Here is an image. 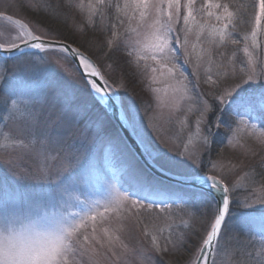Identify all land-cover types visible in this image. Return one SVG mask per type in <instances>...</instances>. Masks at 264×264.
Segmentation results:
<instances>
[{"label":"snow or ice","instance_id":"snow-or-ice-1","mask_svg":"<svg viewBox=\"0 0 264 264\" xmlns=\"http://www.w3.org/2000/svg\"><path fill=\"white\" fill-rule=\"evenodd\" d=\"M20 6L32 7V0H28L27 5ZM74 6L81 12L87 10L88 16L93 18V27L98 21L104 25V31L111 28L112 38L106 42L109 48L121 36L117 29H125L123 35L127 36L125 46L128 48V55L138 60L152 59L155 66H146L145 71L150 69L153 73L152 81H160L164 85V91L172 93L170 100L173 106L178 105L188 92L187 85L183 83L186 77L176 63L180 50H183L185 63L193 64V75L198 82L204 64L213 65L217 71L205 69L204 78L205 83L215 89L208 93L214 103L201 100L202 106L197 109L199 115L196 120V135L201 137L204 144L211 143V126L206 120L208 113H219L215 120L217 127L225 123L224 117L227 116L236 125L235 129L229 127V131L236 133L250 127L252 135H256L255 121H259L261 131L257 143L260 150L264 151V67L257 72L259 65L255 51L260 47L257 36L264 35V0L251 2V11L248 13L251 31H246L243 35L247 67L238 70L234 61L224 58V53L219 51L227 44L241 43L233 35L236 29L234 17L240 9L230 11L234 7L232 3L204 0L197 8L196 0H88L87 3L79 0ZM241 7L248 12L249 5ZM197 16H202L203 19L198 21ZM0 20L5 22L0 28V69L6 70L10 60H16L20 64L33 63L31 57L34 53L22 51V48L44 51L55 60L65 79L84 82L93 104L100 107L106 116L114 117L120 131L126 133L122 136L117 131L106 141L109 150L126 165V179L124 190L112 187L103 211L86 213L79 220L61 218L38 223L30 220L24 213L23 203H20L16 212H9L10 205L5 199V212L0 222V264H116L121 256L134 251L119 235L123 230V221L131 215L135 216L137 225L144 224L142 234L146 238L150 237L152 252L175 254L183 250L187 254L183 264H218L220 253H226L221 240L226 217L231 210V201L230 188L217 165L213 163L209 170L216 171L217 174H208L199 153L179 150L173 152L166 141L162 143L167 151L162 150L144 128L135 106L126 105L119 91L108 84L92 60L79 46L73 47V43L77 41L69 43L67 40L53 39L50 31H42L39 24L33 26L24 23L5 12H0ZM106 20L109 23L106 24ZM125 20L128 22L127 27ZM213 20L214 24L211 23ZM133 23L135 27L132 26ZM230 25L232 30H229ZM198 45L206 47H201L198 51ZM214 48L222 59H211ZM17 52H20L19 56L16 55ZM52 77L56 81L55 73H52ZM173 80L176 81L175 84L171 83ZM154 90L160 91L159 88ZM53 91H60L63 98L58 99L47 110L41 108L39 111L10 112L6 117L8 123L4 125L8 129L5 136L13 145L19 143L37 156L41 154L37 148L56 152L53 159L58 165L78 163L79 153L72 151L73 144L70 141L80 136L88 139V134L93 132L99 135L102 125L98 121L95 128H81L79 110L73 111L74 98L71 93L61 89L58 81L53 84ZM12 104L15 108L16 101L13 100ZM202 126L206 128L203 135ZM152 127L157 138H160V132ZM25 141L26 144L23 143ZM137 157L143 165L166 177L170 185L164 186L158 180L145 179L138 171ZM261 163H264V156H261ZM7 164L9 172L19 180H43L51 175L49 168L17 171L16 161L12 158H8ZM261 175L264 176V173ZM7 179L5 177V181ZM174 186H180L181 189L187 186L189 191L177 195L180 189ZM185 197L188 200L194 198L200 206H206L211 200L217 201L215 212L194 217L202 226L199 233L183 220L181 223L188 231L176 232L173 228L175 221L168 222L172 220L171 214L163 215L169 206L157 203L162 199L183 200ZM256 202L264 205V183L257 193ZM245 207L248 205L245 204ZM143 211H147L149 217L152 211L157 212L150 225L145 223ZM160 219L167 225V236H164L165 228L155 222ZM105 221L110 224L114 222L115 227L105 224ZM241 223L249 231L258 228L264 233V208L243 213ZM89 227L91 232L87 231ZM161 239L164 241L163 247ZM117 248L121 249L119 253ZM140 260L141 264H155L154 259L146 253L141 255ZM219 264L232 262L230 259H220Z\"/></svg>","mask_w":264,"mask_h":264},{"label":"rangeland","instance_id":"rangeland-1","mask_svg":"<svg viewBox=\"0 0 264 264\" xmlns=\"http://www.w3.org/2000/svg\"><path fill=\"white\" fill-rule=\"evenodd\" d=\"M242 1L221 0V2H229L234 5L233 8H230V11H236L237 8L240 9V12L234 17L236 29L233 35L235 38L241 40L239 45H242L241 47L243 48V35L246 31H251V26L248 23V13L251 11L250 6L252 0ZM84 2L87 3L88 0H84ZM203 2L204 0H196V7L199 8ZM27 3L28 0H0V12L13 15L14 18L20 19L24 23L33 26L39 24L42 31L59 26V28L70 32L73 40L77 42L85 40L87 46L91 49L90 51L97 57L99 64L105 70V74H102L108 79L109 85H111L113 89L119 91L126 105L131 104L135 106L144 128L151 134L153 141L161 147L162 150L167 151L162 143V141H166L168 147L171 148L173 152L179 150L181 152L199 153L202 157L204 170L208 174H217L216 171H209L212 169L213 163H215L217 169L221 170V174L224 176V181L229 186L230 191H242L251 185L250 180L254 178V175L253 171L249 170L251 166V162H249V153L254 150V147L248 146L238 140H229L227 142L230 152H221L213 158L207 152L209 144H204L201 137L196 135V120L199 115L197 109L202 106L201 100H204V98L198 100L199 106H197L195 102L196 99L190 96L188 91L187 95L179 101L178 105L173 106L170 100L172 93L170 91L166 93L164 91V85L160 81H152L151 77L153 73H151L149 69L145 71V80H147L149 84H152V87L148 85L150 89L145 91L144 94L142 92V96L139 100L130 94L129 89L132 88L131 86L128 88L121 75L114 76V71L112 67L108 65L105 55L115 47L122 46L126 48L127 36L123 35L125 31L124 28L117 29V31L121 33V36L117 37L114 46L109 48L106 42L108 39L112 38L111 28L109 27L107 31H104V25L100 24L98 21L95 23V27H93V18L88 16L87 10L81 12L78 7L74 6L79 3V0L73 1L74 10L67 18H60V20L52 19L49 21L43 19V23L41 22L42 20L39 22L37 20H30L28 17L26 18V14L22 11L20 5H27ZM34 4L35 0H32L33 6L26 7L35 10ZM243 5H249L248 12L243 10L241 7ZM35 18H37L36 14ZM202 19V16H197L198 21ZM48 23H52L53 25H49L48 28H46ZM105 23L107 24L109 22L106 20ZM211 23L214 24L215 21L213 20ZM127 24L128 22L125 20V27H127ZM4 25L5 22L0 20V28ZM132 26L135 27V24L133 23ZM80 28L85 30L80 31ZM229 30H232V25L229 26ZM81 34H83V37ZM48 38L49 37H46V39ZM51 38L56 39L52 35ZM192 39L194 40V37H192ZM257 41L260 45V47L255 50L259 65L257 67V72L259 73L262 67H264V35H258ZM248 43L250 45L251 41L249 40ZM73 45L76 46L75 44ZM232 46L236 47V45L227 44L225 47L219 49V51L224 53V58H227L225 57L226 50ZM201 47H206V45H198L197 50L199 51ZM216 51L217 50L214 48L211 57L212 60H214ZM29 53H34L31 57L33 63L20 64L16 60H10L6 70L0 69V222H2L5 212V199L8 200L10 205L9 212H16L20 203H23L24 213L30 220L38 223L45 220L61 218H75L79 220L86 213L95 211L96 205L98 206L104 198H107V194L103 192L104 188L108 189L113 187L111 180L119 182L120 179L118 176L125 172L126 165L117 155L109 150L106 143V141L119 130L110 120V117L106 116L100 107L93 104L91 96L88 95L89 89L84 82L65 79L63 72L58 68L55 60L47 56L44 51ZM228 55V58L235 61V56L233 57L232 54ZM176 63L182 72L191 77L194 84L195 82L196 84L198 83L197 77L193 75V64L185 63L182 49L180 50L179 59ZM244 64L243 66L247 67V60ZM208 68H212V65L205 63L200 72V79L204 77V70ZM238 69L239 68H237V70ZM52 73L56 74V81L53 80ZM156 75L158 76L159 74L156 73ZM109 78L115 80V83H112ZM57 81L61 89L69 91L74 98L73 111L79 110V126L81 128H85V126L95 128L98 121L102 125L99 135H95L93 132L88 134V139H84L83 136H80L70 141V143L73 144L72 151H78L79 153V162H73L71 165L56 164V161L53 159V157L56 156V152L54 151H45L44 149L37 148V151L41 153L37 156L35 153L24 149L19 143L13 145L11 140L5 136L8 129L5 128L4 125L8 123L6 117L9 116L10 112L15 111L17 113H23L25 110L39 111L41 108L47 110L52 104L56 103L58 99L63 98L60 91H53V84ZM255 82L258 81H254V83ZM171 83L175 84L176 81L173 80ZM183 83L185 84V81H183ZM157 88L160 89L159 92L154 90ZM46 98L47 103H45ZM13 100L16 101L15 108H13ZM214 115L211 120L209 119V113L206 116L208 125L211 124L214 127L212 130L218 128L215 124L217 116ZM255 123L258 124V129L255 131V139L257 141L261 129L259 127V121H255ZM152 126L160 132V138H157ZM205 132L206 128L202 126L201 134L203 135ZM23 143L26 144L27 141ZM257 144L255 143L253 146ZM45 156H47V159H45ZM8 158H12L16 161L17 171L29 169L34 171L37 168H49L51 170V175L49 178L43 180H19L9 172L7 164ZM139 164L141 163L138 160V171L141 175L145 176L144 169L140 167ZM5 177L8 178L7 181H5ZM115 188H117L116 185ZM259 189L260 186L252 189L256 196ZM110 192H112V188ZM177 195L179 194L177 193ZM256 196L248 198V203L253 208L257 207V209H261L264 205L256 202ZM170 200H172V204L167 202ZM246 201L247 200L244 199L242 203L245 204ZM157 203H165L169 206L164 215L171 214L172 220L168 222L172 223V221H175L173 228L176 232L188 231V229L184 228L183 223H181L183 220L187 221L189 225L199 233V231L202 230V226L199 220L194 217H199L201 214H211L216 210L214 202L208 203L206 206H200L198 203H195V209L201 210L200 214L198 213L200 210L192 213L189 211L190 209L183 207L182 202H179L178 199L175 198L162 199L157 201ZM133 212H135V210H133ZM156 215V211H154L150 217L147 211L142 212V217L145 218L146 216L145 223L149 225L153 223V218H155ZM130 218L135 223L136 234L134 235H136V240L133 242L129 237H120L121 240L134 251L131 254L121 256L120 260L116 261V264H141L140 257L145 253L154 259L155 264H161V262L162 264H183V261L187 259V254L184 253L183 250L175 254H158L152 252L150 237L146 238L142 234L144 224L137 225L135 216ZM233 218L234 216L230 217L229 215L226 217V227L223 230V237L221 240V244L225 247L226 253H220L218 264L220 259H230L232 264L242 263L241 257L237 256L234 252L235 241L233 230L235 221ZM155 222L165 228L164 236H167L169 230L164 220L160 219ZM105 224H110V222H105ZM110 226L115 227V224L111 223ZM87 231L91 232V227H89ZM193 239H195V237H193ZM160 243L161 247H163V239H161ZM116 251L119 253L121 249L117 248ZM104 264H107V262H104Z\"/></svg>","mask_w":264,"mask_h":264},{"label":"trees","instance_id":"trees-1","mask_svg":"<svg viewBox=\"0 0 264 264\" xmlns=\"http://www.w3.org/2000/svg\"><path fill=\"white\" fill-rule=\"evenodd\" d=\"M74 0H35V10H31L27 8L26 6L22 7V11L26 14V18L28 17L30 20H37L41 21L42 23L44 22L43 19L46 20H52V19H65L69 14L72 13L74 10L73 6H69V4L73 5ZM242 0H238V2H241ZM246 0H243L244 2ZM250 1V0H249ZM31 10V11H30ZM35 12V13H34ZM35 14L37 15V18H35ZM41 17V18H38ZM47 24V22H46ZM49 25H53L52 23H48L46 28H48ZM60 25V22H59ZM49 31H51V35L60 40H67V42L72 43L74 41L72 39V34L68 32L65 29L57 27H51L48 28ZM83 37V34H81ZM76 46L80 47V50L84 51L86 54H88L94 62L97 64L99 69L102 71V73L105 74V70L103 67L99 64V60L97 57L90 51L91 49L87 46V43L84 41H78L77 43H73ZM242 45H236V47L232 46L229 47L226 50L225 57H229L228 54L235 53L233 57L235 56V66L237 68H243L246 66L244 63L247 60V57L243 53V48L241 47ZM228 53V54H227ZM106 56V60L108 65L112 67V70L114 71V76H122L124 78V82L127 84L128 88L131 86L132 89H129L130 94L135 97L136 99L141 98V94L150 87H152V84H149L147 80H145V67L146 66H155L154 62L152 61L151 58H147L144 60H138L133 56L128 55V49L124 48L122 46L115 47L112 49V51L108 52ZM237 57V58H236ZM221 57L215 54L214 60L213 61H218L220 60ZM242 65V66H241ZM171 65H169L170 67ZM177 67H179L177 65ZM212 71L215 72L217 69L212 65ZM184 74V77H186L185 84L188 87V91L190 96L194 97L196 99V105L199 106L198 100L201 98H204L208 100L210 103H214L212 96L208 95L210 91H214L215 89H211L210 85L208 83H205V78H201L200 81L196 84H194V81L191 79L190 76L187 74ZM113 76V78H114ZM177 77L179 78V75L177 74ZM215 78V77H214ZM107 81L108 79L105 78ZM115 79V78H114ZM109 80L112 83H115V80H112V78H109ZM129 83V85H128ZM150 87H149V86ZM144 97V96H143ZM219 113H209V119H212V116H217ZM110 120L113 122V120L110 118ZM225 123L221 124L216 130H212L214 127L213 125L210 124L211 126V143L207 147V152L209 155H211L213 158L217 156V154L221 152H230V148L228 146L229 140H235L242 142L248 146L254 147V150L249 153V162H251V166L249 170L253 171V179L250 180L251 185L246 187L242 191H230V213L228 214L230 217L234 216L233 220L234 222V252L237 256L241 257L242 263L241 264H264V233H261L260 230L254 229L252 231H249L247 228L242 227V214L251 211V209H257V207L253 208L249 203H248V198H251L253 196H256L253 192V188H256L257 186H261L262 183H264V176L261 174L264 173V163H261V156H264V151L260 150V145L257 144V141L255 139V135H252V129L249 127L247 130H244L240 133H236L234 131H229V127L235 129L236 125L232 124L230 119L225 116L224 117ZM114 123V122H113ZM250 124L253 122H249ZM257 124V123H256ZM115 125V123H114ZM116 126V125H115ZM258 126V124H257ZM117 127V126H116ZM241 128L244 129V126L241 125ZM258 127L254 130L256 131ZM257 144L256 146H253L254 144ZM255 153V154H253ZM140 167H142L145 172V179H155L158 180L162 185L164 186H169L170 182L164 181L162 179H159L152 175L150 172H148L142 164H139ZM120 181H113L111 180L112 186L116 185V189L118 190H124L125 185H124V180L126 179L124 174H120L118 176ZM118 183V184H116ZM177 189H180L177 193L179 195H183L184 192L189 191L188 188L183 187L182 189L180 186H174ZM111 188H104L103 192L107 194V198H104L99 205H96L95 211H103V205L108 199L110 195ZM240 194V196H239ZM245 197V198H244ZM246 199V203L248 207H245V204L242 203V200ZM172 200L167 201L168 203H171ZM179 202H182L183 207H187L190 209L192 213H195L199 211L200 209H195L196 206L194 205L197 203L195 199L193 198L192 200H188L187 197H185L183 200L178 199ZM208 203H213V200L208 201ZM264 208V207H263ZM151 212V214H153ZM199 214L201 213V210L198 212ZM164 215V214H163ZM130 217H134V215H131L123 221V230L119 233L121 237H129L133 242L136 240V232H135V223L131 220ZM146 218V216H145ZM106 223L109 221H105ZM112 224H115L114 222H111ZM123 235V236H122ZM262 249V250H261ZM240 259V260H241ZM162 264V262H161Z\"/></svg>","mask_w":264,"mask_h":264},{"label":"water","instance_id":"water-1","mask_svg":"<svg viewBox=\"0 0 264 264\" xmlns=\"http://www.w3.org/2000/svg\"><path fill=\"white\" fill-rule=\"evenodd\" d=\"M14 19H16V18H14ZM23 22V21H22ZM57 40H60V39H57ZM70 43V42H69ZM73 47H76V46H74L73 45ZM22 51H25V52H39V51H41V50H39V49H23L22 48ZM82 51V50H81ZM86 56H88L91 60H92V62L96 65V63L94 62V60L88 55V54H86L84 51H82ZM20 54V52H17L16 53V55H19ZM96 67H97V69L100 71V69L98 68V66L96 65ZM101 72V71H100ZM102 74V73H101ZM90 78V77H89ZM98 79V78H97ZM102 83V82H101ZM112 120H113V122L115 123V125L117 126V128H118V130L120 131V129H119V126H118V124H117V121H116V119L114 118V117H111V116H109ZM120 133H121V135L123 136V135H126V133H124V132H122V131H120ZM129 143H130V141H129ZM138 158V160H139V157H137ZM142 163V162H141ZM143 164V163H142ZM150 173H152L153 175H155L156 177H158V178H160V179H162V180H165V181H168V182H170L166 177H162V176H160L158 173H156L153 169H150V168H148V167H146L145 165H143ZM184 187H187V186H184ZM214 202H215V204H217V201H215V200H213Z\"/></svg>","mask_w":264,"mask_h":264}]
</instances>
